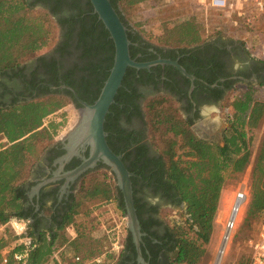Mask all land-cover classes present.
Returning <instances> with one entry per match:
<instances>
[{
  "label": "trees",
  "instance_id": "trees-1",
  "mask_svg": "<svg viewBox=\"0 0 264 264\" xmlns=\"http://www.w3.org/2000/svg\"><path fill=\"white\" fill-rule=\"evenodd\" d=\"M60 1L61 4L56 0L55 4L49 5L48 8L37 9V3L31 0H0V76L51 49L62 31L63 41L60 50L65 51L71 47L70 52L73 54L74 51L77 52L78 56L75 57L79 61L66 77L69 78L74 71L87 74L93 92L90 103H93L113 63L114 43L102 21L93 13L89 0ZM110 1L128 26L118 8L122 0ZM56 28L58 37H55ZM197 29L198 24L192 20L177 24L167 23L161 29L158 38L161 44H155L185 50L187 46L199 41L200 35L189 36L192 32H197ZM127 35L130 42L135 38H142L141 34L132 33L130 30H127ZM191 39H195L192 44ZM240 44L246 55L254 60L241 41ZM260 61L264 64V60ZM128 70L129 67L126 71ZM125 78L126 76L123 77L122 85L111 107H115L121 101V93L125 92L124 89L128 85ZM67 83L71 85V82ZM77 84L75 81V88L79 90ZM258 84L264 85V80ZM81 97L86 99L84 95ZM73 101L76 102V99L70 91L65 93L52 91L50 94L36 96L23 102L0 101V135L6 142L0 147V256L5 250L19 249L16 243L18 235L9 224L12 218L24 219L27 225L25 235L37 243L30 253L29 264L48 262L53 252H57L60 259L64 258V247L68 241L66 242V238L60 234V229L66 225H70L74 232V237L69 243H74L82 236L80 230L85 226L84 222L73 221L80 204L76 196L73 197L72 203L68 204L61 219H56V227L49 231L40 228L38 220L33 223L29 221L32 208L25 210L26 198L22 188L43 152L59 138L57 129L63 122L53 119L45 122L46 119L62 110L64 106L72 105ZM174 104L175 102L166 95L149 98L145 102L144 124L147 128V139L159 156L161 185L172 192L169 197L179 208L180 216L170 223L146 214L136 188L146 176L142 170L132 164H125L124 158L122 160L133 173L131 176L133 198L141 231L151 233L161 241L160 245H156L168 253L166 264H200L215 228L224 179L227 174L242 172L249 166L251 138L248 129L255 127L263 117L264 100L257 96V89L253 84L245 85L234 95L228 104L230 113L227 117L228 128L224 144L216 147L194 135L189 123ZM179 148H184L182 155L185 158L177 153ZM251 177L250 206L246 216L254 217L259 215L264 207V136L252 165ZM85 184L84 180L81 181L79 188L83 190L86 188ZM92 189L95 192L99 191L106 199L111 201L114 199L120 211L125 214L122 195L116 185L109 186L98 181ZM152 210L156 216L160 209L155 206ZM153 226H162L163 232L155 229L151 231ZM60 237L63 240L57 244L56 240ZM142 237L147 241L146 235ZM125 244V250L117 256L107 253L103 264H129V260L132 259L130 254L135 255L136 251L128 229ZM146 249L150 248L142 246L145 257L148 255ZM129 250L131 253H128Z\"/></svg>",
  "mask_w": 264,
  "mask_h": 264
},
{
  "label": "flooded vegetation",
  "instance_id": "flooded-vegetation-1",
  "mask_svg": "<svg viewBox=\"0 0 264 264\" xmlns=\"http://www.w3.org/2000/svg\"><path fill=\"white\" fill-rule=\"evenodd\" d=\"M31 1H35L37 6L47 8L56 2V0ZM59 2L62 3L60 0ZM128 26L127 30L141 34L133 26L129 24ZM62 34L61 31L57 43L51 49L0 76L1 102L8 103L12 100L23 102L36 96L50 94L52 91L57 93L70 91L73 95L71 90L61 87L65 85L73 88L78 98L90 104L93 92L89 76L74 71L69 78L66 77L79 61L75 57L78 56L77 52L74 51V54L70 52L71 47L65 51L60 50ZM131 43L129 51L133 55L130 56L135 61L147 62L158 58L176 60L192 75V78L184 76L177 68L167 63H157L148 68L129 67L130 70L124 75L128 85L124 89L125 92L121 93V101L115 107H109L103 125L109 148L120 154L125 164L134 165L146 176V179L136 185L137 195L146 214L162 219L160 213L155 216L153 207L157 206L160 209L167 205L173 209L179 208L169 197L172 192L161 185L159 156L147 139V128L144 124L145 102L155 96H169L198 139L214 147L223 146L228 128L226 117H223L226 98L238 83L247 85L253 81L258 83L263 81L264 64L257 59L251 60L239 40L219 32L187 46L185 50L157 45L143 36L135 38ZM67 81L71 82V85ZM75 81L78 82L79 90L75 88ZM81 95L86 99H82ZM67 97L72 99L70 95ZM76 103H79L77 99L72 103L76 110L83 106L80 103L77 106ZM209 112L215 113L214 120L208 118ZM68 140V135L62 138L60 136L44 151L22 186L26 198L25 210L32 208L29 221L33 223L38 220L40 228L49 231L56 227V219H61L68 204L72 203L82 179L90 172L106 168L104 163L98 161L95 166L79 175L69 177L67 173L89 156V146L79 147L77 153L72 154L67 161L61 162L59 159L67 153L64 146ZM154 229L163 232L162 226H153L150 230ZM144 235L147 241L142 239ZM156 244L160 245L161 241L151 233L142 232L139 253L135 245V255L131 253V249L128 251L132 257L129 264H166L168 253L164 248L159 249ZM142 246L150 248L146 249L148 253L146 257L142 252ZM125 248L126 244L123 250Z\"/></svg>",
  "mask_w": 264,
  "mask_h": 264
},
{
  "label": "rangeland",
  "instance_id": "rangeland-1",
  "mask_svg": "<svg viewBox=\"0 0 264 264\" xmlns=\"http://www.w3.org/2000/svg\"><path fill=\"white\" fill-rule=\"evenodd\" d=\"M118 5L121 15L126 22L140 31L143 37L157 44H161L158 38L165 24H177L187 20H192L199 25L202 32L201 37H209L218 31L236 40L241 38V34L238 33L237 29L235 31H228L226 29L225 17L223 15L221 16L218 10L208 7L207 2L203 3L199 0H122ZM36 8L39 9L41 7L37 6ZM58 35V29L56 28L55 37H58ZM194 40L191 41V44ZM251 84L257 89V96L264 100V85H259L257 81H253ZM244 86L245 83H238L234 88L235 91H231L228 94L223 106V117H226V121L230 113L228 108L229 102ZM208 115L210 120L216 118L214 112H209ZM77 116V110L72 105H67L62 110L48 117L45 122L48 119L62 121V125L57 129L58 137H60L75 122ZM248 135L251 138L249 145L251 152L249 166L242 172L226 175L220 190L218 210L215 217V228L200 264H215L218 255H220V259L217 264H248L250 253L252 252L251 243L257 239L260 214L254 217L246 215L250 206L252 165L264 136V115L255 127L248 129ZM5 144L6 142L2 140V136L0 135V147ZM183 151L184 148H179L177 153L185 158L182 155ZM83 180L84 184L86 183V188L83 190L79 188L80 190L78 189L75 194L80 204L77 212L73 216L75 223L84 222L85 226L80 230L82 231V236L75 240L74 243H69V240L74 237V232L70 225H66L63 229H60V234L66 238V242L68 241V243L63 241V243H66L64 247L65 251L70 250L83 256H92L108 249V240L104 233L102 223L104 225H110L113 217L118 218V215L123 213L118 208L114 199L110 201L99 191L95 192L92 189L98 181L109 186L116 185L114 174L108 167L88 173ZM245 185L249 187L248 201L242 207V212L239 215L235 227L229 232L223 251L220 253V246L224 240L223 236L225 233L224 223L231 197L237 190L243 189ZM159 213L165 222L170 223L177 216H180L179 209H172L167 205L162 206ZM92 224L94 225L92 226ZM62 240L60 237L56 240V243L58 244Z\"/></svg>",
  "mask_w": 264,
  "mask_h": 264
},
{
  "label": "water",
  "instance_id": "water-1",
  "mask_svg": "<svg viewBox=\"0 0 264 264\" xmlns=\"http://www.w3.org/2000/svg\"><path fill=\"white\" fill-rule=\"evenodd\" d=\"M93 12L97 14L104 27L108 30L109 36L114 43L113 63L109 69L108 75L103 82L100 92L93 103H86L78 98L73 88L62 85L73 92L77 101L82 104L81 108L77 109V119L74 124L68 128L61 138L68 135V143L64 146L67 150L59 161H67L72 154L77 153L79 147L89 146V156L83 162L67 173L71 178L79 175L83 171L95 166L96 162L101 161L114 174L116 186L121 192L125 216L127 218V229L132 235L133 242L139 253V242L141 238L140 223L136 213L133 198V187L131 176L133 173L125 166L121 155L111 150L105 139L103 129L106 114L109 107L114 103L115 95L122 85V80L127 67L148 68L157 63H167L179 70V72L192 78L176 60L158 58L156 60L139 62L135 61L130 56L129 45L130 40L127 35V26L121 19L115 7L110 0H89ZM229 232L225 233V239L220 246V253L223 251L225 240ZM219 253V254H220ZM141 257H139L140 259ZM220 255L216 259L219 262Z\"/></svg>",
  "mask_w": 264,
  "mask_h": 264
},
{
  "label": "built area",
  "instance_id": "built-area-1",
  "mask_svg": "<svg viewBox=\"0 0 264 264\" xmlns=\"http://www.w3.org/2000/svg\"><path fill=\"white\" fill-rule=\"evenodd\" d=\"M207 2L211 8L220 10L226 21L232 23L241 38L239 39L249 55L254 59L264 60V0H199ZM249 198V187L237 190L231 197L229 209L224 223V232H230L241 214L242 207ZM111 201V200H110ZM240 211V214L238 215ZM110 225H104V233L108 240L106 251L92 256H83L76 252L65 251V256L60 259L57 252H53L48 262L40 264H103L107 253L117 256L125 246L127 235V218L125 214L113 217ZM14 233L18 235L16 240L19 249L5 250L0 256V264H29L31 251L37 243L30 236L25 235L26 221L12 218L9 221ZM225 233L223 238L225 239ZM252 252L248 264H264V207L259 218L257 239L251 243Z\"/></svg>",
  "mask_w": 264,
  "mask_h": 264
},
{
  "label": "crops",
  "instance_id": "crops-1",
  "mask_svg": "<svg viewBox=\"0 0 264 264\" xmlns=\"http://www.w3.org/2000/svg\"><path fill=\"white\" fill-rule=\"evenodd\" d=\"M208 6V5H207ZM209 7V6H208ZM217 10V9H216ZM219 12H220V15L222 16V12L220 11V10H218ZM225 20H226V18H225ZM263 24H264V20L263 21H261ZM225 26H226V29H228V31H232V30H236L237 28H235V26L232 24V23H229V21H225ZM198 27H199V25H198ZM218 32V31H217ZM216 33V32H215ZM239 33V32H238ZM197 35H200V37H199V41L200 40H202V39H204V38H206V37H201L202 36V32H201V28H199V29H197V32H192L191 33V35H189L190 37H195V36H197ZM240 41V40H239ZM251 57V56H250ZM254 60H256V59H254ZM67 252H71L70 250L69 251H67Z\"/></svg>",
  "mask_w": 264,
  "mask_h": 264
},
{
  "label": "bare ground",
  "instance_id": "bare-ground-1",
  "mask_svg": "<svg viewBox=\"0 0 264 264\" xmlns=\"http://www.w3.org/2000/svg\"><path fill=\"white\" fill-rule=\"evenodd\" d=\"M240 214V211H239V213H238V215Z\"/></svg>",
  "mask_w": 264,
  "mask_h": 264
}]
</instances>
